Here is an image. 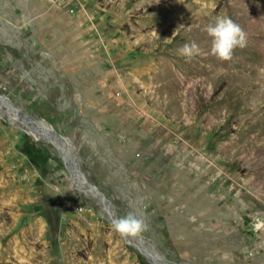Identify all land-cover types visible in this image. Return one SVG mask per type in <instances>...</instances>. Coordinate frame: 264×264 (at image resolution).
<instances>
[{"label":"rangeland","instance_id":"1","mask_svg":"<svg viewBox=\"0 0 264 264\" xmlns=\"http://www.w3.org/2000/svg\"><path fill=\"white\" fill-rule=\"evenodd\" d=\"M222 16L247 34L229 61L205 31ZM0 95L167 263L264 264V0H0ZM76 181L0 113V264H153Z\"/></svg>","mask_w":264,"mask_h":264},{"label":"clouds","instance_id":"2","mask_svg":"<svg viewBox=\"0 0 264 264\" xmlns=\"http://www.w3.org/2000/svg\"><path fill=\"white\" fill-rule=\"evenodd\" d=\"M205 31L211 38V54L221 61L232 59L235 49L243 48L247 44V34L242 27L228 16L217 17L214 23L206 26ZM181 56L192 58L200 52L199 46L192 42L184 44L178 49ZM255 230L264 229V214H256L253 220ZM144 218L131 212L112 221L113 230L121 237L135 238L147 230ZM223 260L229 259V254L224 253Z\"/></svg>","mask_w":264,"mask_h":264},{"label":"bare ground","instance_id":"3","mask_svg":"<svg viewBox=\"0 0 264 264\" xmlns=\"http://www.w3.org/2000/svg\"><path fill=\"white\" fill-rule=\"evenodd\" d=\"M0 113L4 114L7 117V119L10 121V123H12L15 126L21 127V129L23 128L25 132L32 135L35 139H41L45 142L51 143L53 145V147L56 150H58L59 153L63 156V158L65 159V162L70 167L71 174H73L77 180L76 183H77L78 189L83 194H87V195L89 194L95 198L94 194L90 193L80 183L79 176L75 171V169L77 167L76 156L74 155V151H73V148H71L70 143L65 138H60L55 133V131L52 129V127L49 126L45 121H43L41 119L34 118L32 116H30V118H24L19 113H15L14 111L12 114H8L1 107H0ZM96 200H97L96 202H98L100 205L99 199L97 198ZM102 210L107 215L106 210L103 207H102ZM134 239L136 240V243H137V241H138L137 238L135 237ZM149 255L153 258V256L151 254H149ZM153 260H154V258H153ZM168 263H170V262H168ZM186 264H188V263H186Z\"/></svg>","mask_w":264,"mask_h":264},{"label":"water","instance_id":"4","mask_svg":"<svg viewBox=\"0 0 264 264\" xmlns=\"http://www.w3.org/2000/svg\"><path fill=\"white\" fill-rule=\"evenodd\" d=\"M0 100L3 101V103L5 105H7L10 109L12 108V110L15 112V113H19V114H22L24 118H30V115L22 112L20 109L16 108L9 100H7L4 96H1L0 95ZM49 125V124H48ZM50 126V125H49ZM21 128V127H20ZM23 129V128H22ZM24 130V129H23ZM60 138H65L61 135H59L57 132H55ZM67 139V138H65ZM70 146L71 148L74 149V147L72 146V144L70 143ZM77 167L75 169L76 173L78 174L79 176V179H80V183L82 184L83 187H85L90 193L94 194L95 198L99 199V202H100V205L106 210V213H107V217L109 218V220L112 221L114 219H117L116 217V214H115V211L112 207V204L110 203V200L104 195V193L96 186L94 185L93 183H91L87 178L86 176L84 175V172L82 171V169L80 168L79 166V159L77 158ZM137 238V242L138 244L136 243V240L134 238H123L124 241L131 245L132 247H134L138 252H140L141 254H143V256L149 260V256L148 254H151L154 258V262L153 264H170V263H167L166 260H164L162 258V256L154 253L152 254V252L145 246L144 244V239L143 237L140 235ZM171 264H177V263H171ZM178 264H181V263H178ZM186 264V263H184Z\"/></svg>","mask_w":264,"mask_h":264}]
</instances>
